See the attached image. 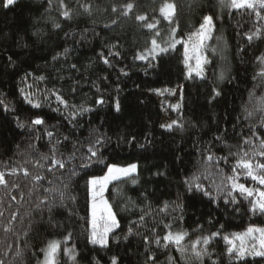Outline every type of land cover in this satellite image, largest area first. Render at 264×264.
Here are the masks:
<instances>
[{"label":"trees","instance_id":"1","mask_svg":"<svg viewBox=\"0 0 264 264\" xmlns=\"http://www.w3.org/2000/svg\"><path fill=\"white\" fill-rule=\"evenodd\" d=\"M164 2L0 0V264H37L52 240L56 264H264L229 253L224 239L264 228L255 191L242 195L227 179L264 191L237 167L241 158L264 163V9L168 0L175 11L165 19ZM205 16L212 29L202 73L190 76L184 42ZM153 39L167 51L149 54ZM28 94L41 106L25 102ZM37 117L45 123L31 125ZM164 117L176 122L171 129L161 127ZM97 138L104 164L81 168ZM105 164H136L137 172L135 184L124 178L107 189L119 226L102 247L89 240L88 181ZM169 233L186 235L176 244Z\"/></svg>","mask_w":264,"mask_h":264},{"label":"snow or ice","instance_id":"2","mask_svg":"<svg viewBox=\"0 0 264 264\" xmlns=\"http://www.w3.org/2000/svg\"><path fill=\"white\" fill-rule=\"evenodd\" d=\"M15 2V0H3L4 7H8L9 5H12ZM223 2V0H221ZM228 6L231 8H248L255 10L257 6L259 8L264 9V0H229ZM133 5L131 3L127 4L125 6V15L127 14L128 9H132ZM115 11V9H113ZM160 14L165 19H170L171 16L174 14L175 11V5L172 3H169L168 0H165V2L162 4V6L159 9ZM257 16L260 15V12L256 13ZM65 17H68L69 13L68 11H65L63 13ZM137 19L139 20H145L144 16H138ZM59 27V25H56ZM147 27L149 29H152L154 27V24H147ZM212 29V17L205 16L203 23L200 25V30L198 33H195L194 35H198L200 39V43H193L191 45V53L194 55L196 59V67L197 69L201 66V56H200V48L203 45V39L211 32ZM173 31H175L173 29ZM258 33H253L254 35H257ZM158 35V33H157ZM250 40L253 38L252 36L248 37ZM175 43H179V41H176L174 43H171L169 47H175ZM159 50V52H165L167 51L166 48L159 47L157 44V41L155 39L152 40V49L150 50L149 54L153 55L155 57V53ZM65 52H67V49H65ZM138 58H144V57H138ZM189 55V45L185 44V62L190 59ZM55 59V57H54ZM261 60L262 63H264V58H258ZM106 64L109 63L107 60L104 61ZM75 67V66H73ZM191 71V69H190ZM199 75V72H197ZM258 75H264V70H262ZM39 79H44L43 77H40ZM159 91V90H157ZM215 91V90H214ZM23 94V93H22ZM55 95V93H53ZM216 95H219L218 92H216ZM24 100L27 103L32 104L33 107H40L41 105L39 103H34L31 95H24ZM56 100L59 104L64 105L65 107H68L67 101L60 95H56ZM97 104H103V99H97ZM0 104H3V101L0 100ZM75 107V106H74ZM179 107V105L174 106V108ZM5 110H7V105H5ZM91 109L88 108H80V114L83 112L90 111ZM115 110L120 111V105L117 102L115 105ZM45 121L41 117H37L31 121V125L38 126L43 125ZM176 122L173 121L172 124H175ZM172 124L169 125H162L161 127H167L171 129ZM19 127L23 128L25 125L23 123L18 124ZM46 134L51 137L53 134L52 132L48 131ZM67 139V137L65 138ZM105 142L102 141L100 138H97L95 141V144L89 148L90 156L88 157L87 163H82L80 165L81 168L90 167L93 163H100L104 164V160L102 159V154L100 153L99 149L96 147V145H100L103 147V144ZM261 147L264 148V142H262ZM247 155V154H245ZM260 155L264 156V151L260 152ZM95 158V160H93ZM209 160L212 159L211 156L208 157ZM53 166L59 165L60 168H64L65 165L58 161L53 159L52 161ZM105 167L107 168V171L103 176L99 177H92L89 179L88 184L91 186V194L93 198L92 206H91V216H92V234L89 237V240L93 244H99L102 247L107 246L108 243V234L113 231L114 228L118 227V222L116 219V216L112 213L111 208L108 206L107 202L103 200V191L108 183L114 180H119L122 177L123 178H131L132 183H136V179L133 177V174L137 170L136 164H130L124 167L117 166L116 164H105ZM237 167L243 168L246 171L247 176L251 177L254 181H257L260 185H264V163H256L253 164L250 160L241 158L239 161H237ZM235 172V168L233 169ZM75 171L71 173V175H75ZM36 179H41V177H37ZM196 179L195 177L193 178ZM231 184H232V190H239V192L242 195L251 197L253 196V193L255 191L256 196L258 199L255 201H252L253 208L252 210H256L257 208L264 213V191H261L259 189L253 190L245 187L243 184L236 183V178L229 176L227 178ZM6 181L4 179V174L0 173V184H5ZM197 190H201L202 186L200 184H196ZM191 190V189H190ZM47 191V190H46ZM205 195H209V192H205ZM229 195H231V192H229ZM234 202V198H233ZM2 215V213H0ZM143 219V217H141ZM258 233V236L256 235ZM186 233H177V234H171L169 233L164 237L165 240H171L176 244H179ZM213 236L216 235V233L212 234ZM233 237L235 240H239V245H236L234 240H229L228 237H224V239L231 245L228 248L229 253H235L238 257H243L245 254H254L257 256L264 257V228H253L249 227L244 233H234ZM251 239L254 243L252 244L251 250L248 249L246 245V241L248 239ZM67 239V238H66ZM202 242L204 244L209 243V237H203ZM201 243V240H197L193 242L192 249L196 257L200 256V252L196 250L197 244ZM59 248V242L57 241H51L49 242L47 249L45 250V260L43 264H56L55 256L57 253V250ZM182 251V249H181ZM67 253L70 254V250H66ZM74 259V257H72ZM151 259V257H149ZM112 264H116V258H112Z\"/></svg>","mask_w":264,"mask_h":264},{"label":"rangeland","instance_id":"3","mask_svg":"<svg viewBox=\"0 0 264 264\" xmlns=\"http://www.w3.org/2000/svg\"><path fill=\"white\" fill-rule=\"evenodd\" d=\"M207 38H208V35L203 39V45H202V47L200 48V56H201V65H202V63L205 61V54H204V45H205V43H206V41H207ZM200 37L198 36V35H196V36H194V37H192V38H188V39H186L185 40V42H184V45L185 44H188L189 45V55H190V59L187 61V63H186V65H187V67H188V71H189V75L190 76H192V75H194V76H198V77H200L201 76V71H202V69H201V66H200V68L199 69H197V67H196V59H195V57H194V55L191 53V45L193 44V43H200ZM190 69H191V71H190ZM197 72H199V75L197 74ZM166 106H169V104L167 103V104H165ZM173 110H175V108H173ZM170 124V122H169V120L166 118V117H164V120H163V125H169ZM136 172H137V170H136ZM136 172L133 174V175H136ZM121 179H124L123 177L121 178ZM121 179H119V180H121ZM119 180H114V181H111L110 183H108L107 184V186L105 187V189H104V191H103V200L104 201H106L107 202V199H106V193H107V189H108V187L112 184V183H114V182H116V181H119ZM91 187V186H90ZM90 187H89V204H90V215H91V206H92V202H93V198H92V194H91V190H90ZM107 204H108V202H107ZM108 206H109V204H108ZM113 213V212H112ZM91 224H92V216H91ZM117 228V227H116ZM116 228H114L113 229V231L116 229ZM112 231V232H113ZM112 232H110L109 234H108V236L112 233ZM174 235V234H173ZM257 236H258V233L256 234ZM108 239V238H107ZM231 240H234V242H235V244L236 245H239V243H240V241L239 240H235L234 239V237H233V239H231ZM52 241H57V242H59L58 240H52ZM51 242V241H50ZM254 242L249 238L247 241H246V245H247V247H248V249L249 250H251V248H252V244H253ZM49 244V243H48ZM48 244L44 247V249H43V253H42V258L40 259V261L37 263V264H43V262H44V260H45V250L47 249V246H48ZM99 245V244H98ZM101 246V245H100ZM229 246H231L230 244H229ZM245 255H254V254H245ZM55 261H56V256H55Z\"/></svg>","mask_w":264,"mask_h":264}]
</instances>
